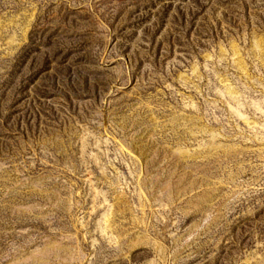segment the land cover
Instances as JSON below:
<instances>
[{"label": "rangeland", "instance_id": "obj_1", "mask_svg": "<svg viewBox=\"0 0 264 264\" xmlns=\"http://www.w3.org/2000/svg\"><path fill=\"white\" fill-rule=\"evenodd\" d=\"M0 264H264V0H0Z\"/></svg>", "mask_w": 264, "mask_h": 264}]
</instances>
